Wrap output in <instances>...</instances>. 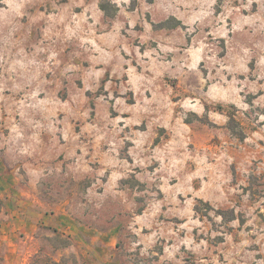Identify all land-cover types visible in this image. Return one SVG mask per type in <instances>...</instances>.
<instances>
[{"label":"rangeland","instance_id":"1","mask_svg":"<svg viewBox=\"0 0 264 264\" xmlns=\"http://www.w3.org/2000/svg\"><path fill=\"white\" fill-rule=\"evenodd\" d=\"M0 264H264V0H0Z\"/></svg>","mask_w":264,"mask_h":264}]
</instances>
